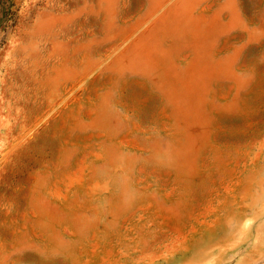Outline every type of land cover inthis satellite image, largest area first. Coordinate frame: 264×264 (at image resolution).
Masks as SVG:
<instances>
[{"label":"rangeland","instance_id":"obj_1","mask_svg":"<svg viewBox=\"0 0 264 264\" xmlns=\"http://www.w3.org/2000/svg\"><path fill=\"white\" fill-rule=\"evenodd\" d=\"M0 264H264V0H0Z\"/></svg>","mask_w":264,"mask_h":264}]
</instances>
